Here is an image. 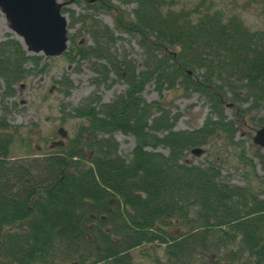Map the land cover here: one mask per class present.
Segmentation results:
<instances>
[{"label": "trees", "instance_id": "1", "mask_svg": "<svg viewBox=\"0 0 264 264\" xmlns=\"http://www.w3.org/2000/svg\"><path fill=\"white\" fill-rule=\"evenodd\" d=\"M62 1H85L91 11L75 20L91 45L69 36L67 62L93 59L97 80L111 74L125 91L108 103L95 94L83 99L64 114L79 120L72 137L40 155L0 104V264H54L60 255L65 264H132L134 251L147 264H264V166L257 176L253 163L264 165V153L246 158L235 141L236 124L264 112V30L203 1L187 9H176L179 0ZM258 4L264 18V0ZM128 5L129 13L120 8ZM96 14L109 16L112 29ZM116 33L137 37L142 71L118 53ZM47 66L5 36L0 102ZM55 84L67 97L68 78ZM148 84L160 99L196 94L207 108L202 125L175 131L177 114L141 99ZM115 133L133 139L128 158L118 154ZM215 137L238 150L249 170L245 186L231 185L212 162H187L190 150ZM15 142L25 146V161L13 160Z\"/></svg>", "mask_w": 264, "mask_h": 264}, {"label": "rangeland", "instance_id": "2", "mask_svg": "<svg viewBox=\"0 0 264 264\" xmlns=\"http://www.w3.org/2000/svg\"><path fill=\"white\" fill-rule=\"evenodd\" d=\"M200 1H203L204 6L210 5L214 10H221L226 15H237L251 31L264 30V18L260 15L261 8H259L258 0H179L176 9H187ZM58 2L63 3L61 13L67 22V37L75 34L80 41L82 40L81 44L84 46L91 45L88 36L82 30L81 24L75 21L79 16L91 14V11L85 6V1L79 4L62 0H58ZM120 8L129 13L134 6H120ZM95 17L112 29V21L109 16L96 14ZM7 35L13 37L12 33L8 31L7 24L0 12V40ZM115 36L119 38L115 44L118 53L119 51L120 53L124 52L134 63L136 72L142 71V58L136 43L137 37L119 35L117 33ZM68 48H70L69 43H67L66 50ZM38 56L47 63L46 72L39 76H28L21 83V86L15 88L13 97L4 100L3 103L0 102V104L6 109V122L12 127H18L20 137L30 141L32 148L40 155V153L50 150L49 145L51 142L62 140L63 143H67L72 137L79 120L66 119L64 114L71 112L72 108L79 105L83 99L92 94L97 95L102 103H108L114 96L123 94L125 86L111 74L105 82L97 80L96 74L91 69L93 59L76 61L77 59L74 58L69 63L63 55L55 58ZM100 64H103V62L100 61ZM64 75L71 83V89L65 98L57 90V84H55ZM1 92L2 83L0 81V94ZM140 97L147 103L159 102L171 114H177L179 118L174 125L175 131H190L199 128L207 115V108L203 100L196 94L182 96L176 92H164L160 99L154 92L153 85L148 84L140 93ZM61 105L65 107L63 114L59 111ZM225 116L228 120L235 121L230 108L225 109ZM251 116L250 119L246 118L244 123L236 124L235 141L240 142L243 146L246 158H251L250 154L252 151L259 154L263 152L258 150V147H253L251 138L257 128L258 121H264V112L257 111ZM62 119L64 121H61ZM59 129L64 130L66 133L65 138H61L56 134ZM113 139L118 144V154L123 158H128L133 148V139L119 133H115ZM202 150L203 154L198 157L186 154L187 162L193 165H204L207 161L212 162L214 166L219 168L221 176L229 179L228 182L231 185L245 186L246 181L242 178V174H249V170H246L237 161L236 155L239 152L236 148L215 137ZM25 151L23 144L19 145L15 142L11 148L13 160L25 161ZM160 151L166 154L165 150ZM253 163L255 164L254 173L257 176H262L263 171L261 168L264 165L261 166L257 159H253ZM251 178L255 185L258 181L253 175H250L249 179L252 180ZM132 256V264H147L138 251L132 252ZM54 259V264H65L66 262L61 255L56 256Z\"/></svg>", "mask_w": 264, "mask_h": 264}, {"label": "water", "instance_id": "3", "mask_svg": "<svg viewBox=\"0 0 264 264\" xmlns=\"http://www.w3.org/2000/svg\"><path fill=\"white\" fill-rule=\"evenodd\" d=\"M62 5L57 0H0V12L8 31L27 54L55 58L67 47V22L60 12ZM58 135L65 137L62 129ZM252 144L264 150V123L255 131ZM61 145L57 141L50 147ZM190 153L199 156L202 150L194 149Z\"/></svg>", "mask_w": 264, "mask_h": 264}]
</instances>
